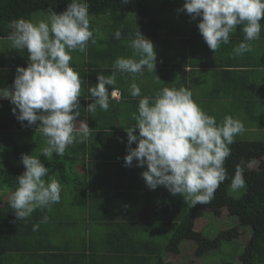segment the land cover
I'll use <instances>...</instances> for the list:
<instances>
[{
  "label": "crops",
  "instance_id": "0c3cea01",
  "mask_svg": "<svg viewBox=\"0 0 264 264\" xmlns=\"http://www.w3.org/2000/svg\"><path fill=\"white\" fill-rule=\"evenodd\" d=\"M152 3H158L153 9L159 10V21L150 33L136 28L133 41L108 42L106 34L96 32L101 25L95 22L102 21L96 16L86 17L85 36L74 35L73 30L81 31L71 23L50 28L46 16L36 19L48 26L47 42L34 53L26 48L23 63L36 65L38 78L14 72L11 85L0 87V97L24 104L32 91L47 85L58 96V110L74 106L75 121L62 140L78 154L75 171L90 196L86 206L74 204L70 183L60 178L40 180L42 185L31 186L18 203H9L13 189L0 188V214L14 226L6 227L9 240L0 241V264H57L59 253H65L66 264H96L105 244L120 239L135 240L127 244L137 250L138 240L148 241L145 233L160 223L170 228L176 202L201 190L198 185L232 143L261 141L246 134L264 131V4L254 7L261 17L245 0ZM23 28L16 23L6 39L24 42ZM53 36L52 51L47 43ZM224 101L230 109L218 110L217 103ZM34 130L25 139L30 145L37 141L35 151L53 149V133ZM256 164L234 159L238 174ZM42 207L45 218L36 219L41 231L33 233L34 242L22 221L7 218L10 211L41 215ZM52 245L57 246L53 258Z\"/></svg>",
  "mask_w": 264,
  "mask_h": 264
},
{
  "label": "trees",
  "instance_id": "16d2710c",
  "mask_svg": "<svg viewBox=\"0 0 264 264\" xmlns=\"http://www.w3.org/2000/svg\"><path fill=\"white\" fill-rule=\"evenodd\" d=\"M245 1L253 6L250 9L254 11L253 15L263 17L261 13L256 14L257 10L254 7L264 4V0ZM195 2L202 3L203 0H195ZM47 10L54 12L60 22L71 23L75 30L81 31L79 33L73 30L74 35H86L89 30L87 31L85 23L89 15L101 18L102 21L97 19L95 22L101 25V31L96 30V32L99 35L106 34L109 37L108 42L110 38H112L111 41H118L124 37H132L131 41H133L137 35L134 32L136 28L150 33L153 29L151 25L159 21L157 13L159 10L154 9L153 11V8L145 5L143 0H0V37L13 36L16 23L24 19L30 20L36 13ZM145 18H147L146 21ZM129 20H131L130 23ZM122 26L125 27L123 30ZM117 34L123 36L118 37ZM54 39L53 36L52 41L47 43L48 50H54L52 49V46H55ZM104 41L107 42L106 39ZM23 46L24 42L13 39L10 50L6 55L0 56V69L12 71V76L14 72H17L19 75L17 77L21 75L38 78L36 76L40 73V69L36 65L24 66V61L17 57L20 56L19 51L23 49ZM8 81L10 82L11 78ZM46 86L32 91L27 98L30 100L24 104L12 97H0V188L13 189L15 194L9 203L15 201L18 203L26 190H29L31 186L41 184L40 180L48 183L60 178L70 183L69 189L73 203L80 207L86 206L90 195L86 193V184L81 181L79 173L75 171L78 154H74L62 140V132L75 121L76 115L72 114L74 106L69 104L68 108L63 106L61 111L58 110L56 100L58 96L51 93ZM34 129H48L53 133L56 142L51 156L47 158L38 156L34 149L37 141L34 140L30 145V141L24 139L25 134L33 136ZM19 133L24 138H17L16 134ZM82 146L84 148V144ZM236 157H239L245 164L257 163L258 166L252 167L243 174H238L234 167ZM13 173H16L15 176ZM19 175H25V177L29 175L37 179L26 181ZM239 180L246 182V190L240 196L232 195L229 192L230 187ZM198 188L201 190L196 194L183 198L181 202H176L175 214L169 217L170 228L163 229L164 226L160 223L161 226L154 228L150 234L145 233L144 237L147 236L148 241L138 240L137 250L130 248L131 245L127 244L130 240L123 242L120 239L109 246L106 243L107 247L102 249L99 258L95 259L96 264H134L135 262H138L137 264H172L166 260L167 255L169 253L180 254L183 245L189 242L194 244V247L196 246L195 253L199 257L207 255L215 257L218 254L214 252H225L226 245H230L239 263L264 264V140H239L232 143L207 179L198 185ZM203 210H226L230 216L237 219V223L229 228L217 229L215 233L208 228V226L211 227L208 224L199 229L195 220L204 214ZM41 212H43L41 215L30 214L22 217L10 211L7 218L22 221L23 226H26L30 232L29 237L34 242L36 238L33 233L37 234L41 231V226L38 225L36 219L45 218L44 207L41 208ZM102 217H104L101 218L102 220H108L105 216ZM5 221L0 214V241L2 243L4 240L6 242L9 240L7 234L9 230L6 231V227L14 228L11 223ZM12 224L15 225L13 222ZM246 230L251 232V237L246 244L242 245L238 238ZM103 242L105 243L106 240ZM131 242L134 243L135 240ZM119 245H121L120 248ZM20 246L17 244L16 248ZM56 248L57 246L52 245L49 249L51 250L49 252H52L49 255L51 258L56 256ZM75 252H77L76 255H80L77 250ZM91 252L94 253L93 248ZM59 256H56L57 264L65 263V253H59ZM233 261L224 262V264H232Z\"/></svg>",
  "mask_w": 264,
  "mask_h": 264
},
{
  "label": "rangeland",
  "instance_id": "374dc122",
  "mask_svg": "<svg viewBox=\"0 0 264 264\" xmlns=\"http://www.w3.org/2000/svg\"><path fill=\"white\" fill-rule=\"evenodd\" d=\"M144 4L147 5L149 8H154L158 3H152L153 1H171V0H143ZM176 1V0H172ZM153 11H155L153 9ZM49 16H51L52 20H49ZM39 16H46V23L49 24L50 28H55L58 27L61 22L59 20V17L52 12L51 10L47 11H41L36 13L32 19L30 20H22L20 23L24 24V28L22 32L26 34L25 41H24V46H23V52L19 53L20 54V59L22 61L27 60V53H25V49H30L32 53H34L37 50H41L42 47H44V43L47 42V40L44 38L45 30L47 29V25L41 26L37 25L36 19L39 18ZM178 18H180V14L177 13ZM105 19V17H102ZM132 19V18H131ZM30 36V38L28 37ZM7 37H0V56L1 55H6V53L10 50L11 46V41L6 39ZM13 75L12 71L6 70V69H0V87L1 90L6 89L11 85V83H8L9 78ZM7 95V94H6ZM17 96V95H16ZM220 103V104H219ZM217 103V109L219 110L220 107L222 109H227L229 110V102L224 101ZM253 133H247L246 138H252L255 140H262L264 138V131L263 130H252ZM225 129H222V133H225ZM249 135V136H248ZM25 139V138H24ZM38 153V156L41 155L42 158H47L51 155L52 149L50 148H45V149H38L36 150ZM257 165V164H256ZM238 172H242V170ZM246 190V182L244 180H239L235 182L231 187L229 192L232 195L235 196H240L243 194ZM204 214L202 216L197 217L195 220V224L197 228L202 229L208 225V228H211L212 232H216L217 229H225L229 228L232 225L237 223V219L234 218L233 216H230L226 210H216V211H209V210H203ZM76 219H82L76 217ZM251 237V232L246 230L244 234L239 236L238 241L243 245L246 244V242L249 240ZM195 248L194 244L186 243L183 245V248L181 250L180 254H172L169 253L166 257L167 261H170L172 264H224V262H231L233 261L232 264H241L238 262V259L234 257V251L232 250L233 247H230V245H226L225 247V252H214L217 253L218 255L213 257L212 255L210 256H204V257H199L195 253ZM235 258V259H234Z\"/></svg>",
  "mask_w": 264,
  "mask_h": 264
},
{
  "label": "built area",
  "instance_id": "2783aa9c",
  "mask_svg": "<svg viewBox=\"0 0 264 264\" xmlns=\"http://www.w3.org/2000/svg\"><path fill=\"white\" fill-rule=\"evenodd\" d=\"M115 94H116V92H115Z\"/></svg>",
  "mask_w": 264,
  "mask_h": 264
}]
</instances>
